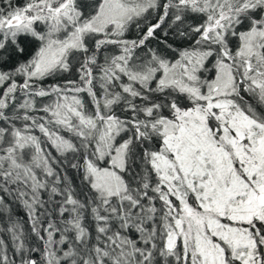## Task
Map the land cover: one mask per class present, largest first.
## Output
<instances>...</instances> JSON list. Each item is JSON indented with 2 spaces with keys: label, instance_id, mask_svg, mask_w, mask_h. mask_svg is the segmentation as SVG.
Instances as JSON below:
<instances>
[{
  "label": "snow or ice",
  "instance_id": "6c2138e0",
  "mask_svg": "<svg viewBox=\"0 0 264 264\" xmlns=\"http://www.w3.org/2000/svg\"><path fill=\"white\" fill-rule=\"evenodd\" d=\"M0 264H264V0H0Z\"/></svg>",
  "mask_w": 264,
  "mask_h": 264
},
{
  "label": "trees",
  "instance_id": "16d2710c",
  "mask_svg": "<svg viewBox=\"0 0 264 264\" xmlns=\"http://www.w3.org/2000/svg\"><path fill=\"white\" fill-rule=\"evenodd\" d=\"M46 83H48V82H46ZM17 211H18L19 214H21V215L23 214L21 209H17Z\"/></svg>",
  "mask_w": 264,
  "mask_h": 264
}]
</instances>
